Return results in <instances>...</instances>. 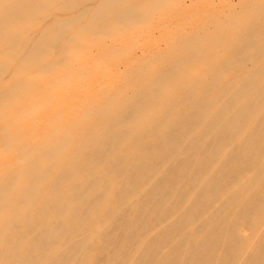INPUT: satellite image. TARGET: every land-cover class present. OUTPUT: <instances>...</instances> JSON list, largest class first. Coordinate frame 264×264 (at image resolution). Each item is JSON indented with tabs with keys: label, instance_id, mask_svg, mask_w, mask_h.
<instances>
[{
	"label": "bare ground",
	"instance_id": "1",
	"mask_svg": "<svg viewBox=\"0 0 264 264\" xmlns=\"http://www.w3.org/2000/svg\"><path fill=\"white\" fill-rule=\"evenodd\" d=\"M0 264H264V0H0Z\"/></svg>",
	"mask_w": 264,
	"mask_h": 264
}]
</instances>
